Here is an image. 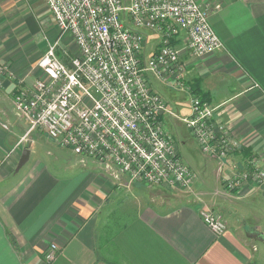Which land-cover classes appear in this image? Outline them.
<instances>
[{"label": "crops", "instance_id": "crops-1", "mask_svg": "<svg viewBox=\"0 0 264 264\" xmlns=\"http://www.w3.org/2000/svg\"><path fill=\"white\" fill-rule=\"evenodd\" d=\"M198 1L220 4L210 22L223 45L197 56L181 32L176 40L184 77L242 147L224 162L201 150L196 168L188 164L195 174L191 188L177 191L173 205L163 185L130 184L125 175L115 180L91 158L76 184L41 159L12 179L30 159L15 170L28 140L36 142L31 136L36 129L17 110L14 95L35 91L37 79L47 78L37 67L47 48L39 47L34 33L49 14L41 17L47 7L43 0H0V264H264V255L255 252L260 250L255 241L264 242V184H224L248 159L264 169V0ZM58 31H52L56 38ZM56 51L69 64L79 48L66 33ZM189 112L190 106L182 113ZM183 115L175 118L182 121ZM173 117L164 114L163 119L176 137ZM204 204L225 220L223 233L205 222ZM52 242L58 250L48 262L45 253Z\"/></svg>", "mask_w": 264, "mask_h": 264}, {"label": "built area", "instance_id": "built-area-1", "mask_svg": "<svg viewBox=\"0 0 264 264\" xmlns=\"http://www.w3.org/2000/svg\"><path fill=\"white\" fill-rule=\"evenodd\" d=\"M52 12L59 36L37 62L47 78L35 91L15 94L19 113L31 120L30 129L46 132L59 144L91 158L115 180L145 185L181 183L189 190L195 174L184 161L164 114L178 117L167 99L152 86L154 77L170 89L190 94V112L182 117L200 149L221 162L241 143L224 122L213 118L209 100L195 93L184 77L181 48L175 43L186 33V47L197 56L223 44L210 22L220 4L198 0H43ZM149 32L158 36L154 52H146ZM73 36L79 53L66 64L57 55L59 39ZM246 170L225 177L235 188L246 181L264 184V169L249 159ZM186 190V189H185ZM205 222L217 233L227 224L204 204ZM51 243L46 261L57 255Z\"/></svg>", "mask_w": 264, "mask_h": 264}, {"label": "rangeland", "instance_id": "rangeland-1", "mask_svg": "<svg viewBox=\"0 0 264 264\" xmlns=\"http://www.w3.org/2000/svg\"><path fill=\"white\" fill-rule=\"evenodd\" d=\"M45 10L41 13V17L48 13L49 15L44 19L38 22V28H40L39 32L34 33L35 41L37 40L39 47L46 46V48L55 42L56 33L52 32L53 30H58L56 22L54 20V16L49 8L44 6ZM49 9V10H48ZM44 18V17H43ZM59 32V31H58ZM59 35V34H58ZM57 35V36H58ZM158 42V36L155 34L149 35L146 52L149 53L152 47H154ZM152 86L163 93L165 97L169 99L170 107L177 112L179 115H183L182 112H185L190 105V94L187 93L185 90H178L169 88L163 84H161L157 79L152 77ZM175 94L181 99V102H175L172 96ZM15 96V95H14ZM177 105L180 106V109L177 108ZM11 110V109H10ZM187 114V113H186ZM185 114V115H186ZM183 115V116H185ZM172 116V115H170ZM171 124L173 126V132L175 133V138L177 141L178 148L180 149L181 155L184 161L196 168V162L203 158V152L201 151L199 145L197 144L194 137L191 135L190 131L188 130L186 124L181 120L176 119L175 117L171 118ZM28 121V120H27ZM26 119H21L20 123L24 127H28L29 123ZM31 136L36 140L31 147L32 153L30 154L29 161L17 172L12 179H18L22 176L24 170L30 165L32 161L35 159H41L45 163L50 165V169L55 171L62 177L70 178L72 184H76L77 180L81 175H83L86 171L89 170V167H86L81 160V155L75 153L72 148L68 146H64L58 143L57 140L51 138L46 132L41 130H34L31 133ZM46 160L48 162H46ZM249 163V159L246 160ZM89 165V164H88ZM243 169H239L241 171L246 170L248 168L247 164H245ZM237 167V164H236ZM192 169V168H191ZM103 170V169H102ZM154 185H163L165 188L169 189L165 195L168 197L173 196V205H176L177 194L179 191H185L186 186H183L181 183H176L174 186L169 184H152ZM178 191V192H177ZM176 193V194H175ZM172 198L169 200L172 202ZM202 208V206H201ZM213 210V209H212ZM214 211V210H213ZM215 212V211H214ZM217 213V212H216ZM219 214V213H217ZM259 246V251H255L258 254L264 255V242L261 240L255 241ZM55 243V242H52ZM50 247V245H49ZM48 247V248H49ZM58 247V246H57ZM47 248V250H48ZM58 250V248H57ZM257 262H261L257 259Z\"/></svg>", "mask_w": 264, "mask_h": 264}, {"label": "water", "instance_id": "water-1", "mask_svg": "<svg viewBox=\"0 0 264 264\" xmlns=\"http://www.w3.org/2000/svg\"><path fill=\"white\" fill-rule=\"evenodd\" d=\"M30 146H31V140H28L27 146L23 149L21 156L18 160L17 166H16V171H18L29 159L30 156Z\"/></svg>", "mask_w": 264, "mask_h": 264}, {"label": "trees", "instance_id": "trees-1", "mask_svg": "<svg viewBox=\"0 0 264 264\" xmlns=\"http://www.w3.org/2000/svg\"><path fill=\"white\" fill-rule=\"evenodd\" d=\"M175 43L176 44H178V42H177V40L175 39ZM191 86V85H190ZM192 88V87H191ZM192 90H193V88H192ZM195 93H197V94H199V95H201L202 97H205L204 95H202V94H200V93H198V92H196L197 90H193Z\"/></svg>", "mask_w": 264, "mask_h": 264}]
</instances>
